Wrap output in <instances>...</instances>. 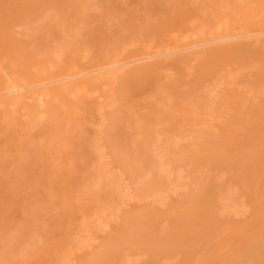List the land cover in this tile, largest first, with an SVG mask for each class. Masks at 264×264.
Listing matches in <instances>:
<instances>
[{"label":"rangeland","instance_id":"374dc122","mask_svg":"<svg viewBox=\"0 0 264 264\" xmlns=\"http://www.w3.org/2000/svg\"><path fill=\"white\" fill-rule=\"evenodd\" d=\"M25 1L27 2L26 4H29V6H32L31 7L32 9L30 8V10H31L30 17L28 18V20L26 22L25 21H10V23H8V24L6 23V25L4 24L3 26L5 27L8 35L5 34V37L0 39V44L1 45H9L12 48L10 56L13 58L18 57V59L20 60L21 66L23 68H25L26 70H32V67L33 68L36 67V70L35 69L32 70L36 75L35 76L36 79H40V78L43 79V76L46 77L45 71L46 72L49 71V72H51L50 74L53 75L54 71L57 68V65H59V64H61L60 66H63V67L74 65L72 68L75 67L76 71L77 70L86 71V70H84L85 68H88L87 58L84 57V53L86 51L87 52L85 53V56L88 55L91 58H93V57L96 58V55H101L100 52L103 55V54L112 53L114 51L113 49H118L119 51H117V52H119V53L126 52L130 55H134V54L136 55V54L141 53L139 55L140 57H142L143 55L145 57H149L153 53L154 54L167 53L168 55L166 57L168 58V60H166L165 62H169V60L176 59V58H182L183 61L178 65H174V66L167 65L166 67L162 68V70L160 69V70L156 71V73L149 75L146 79L143 80L141 89H139L137 92H135L136 95L133 94L134 97L137 96L136 99L131 104L132 106L129 104L132 108L135 109L132 112L133 115H131L130 118L128 119V121H126L128 123L125 122L122 127L118 128L119 130H117V132H116V134L118 135L116 137L117 140L115 138L118 145L120 144L121 147L123 146L122 149H124V151H125V152H123V154L124 155L131 154L134 158V161L132 164L133 169H134V173H132V175L129 174L123 167H121V165L118 164L120 159L118 157L115 158L113 156L112 148L107 145V140L109 141V139H111L107 133V130H108L107 127H108V124L110 121L109 118H110L111 114H113L114 109L116 107H119L120 106L119 104L122 102L120 97L114 91H112L110 85H108L109 87L106 85L105 87L100 88L101 90H99V88H97L99 90V92L97 89L95 90V92L97 91L98 93L91 92V93H94V95H90L91 97L88 96L87 103H86V104L90 103V104H88V106H90V107H85L86 104L83 108L75 106L74 111L76 113L74 112V115H72V117H70L68 119L65 118V115L62 111L58 110V111L53 113L54 117H52V118H51L50 114H47V116L43 115L44 119H42L43 116L39 117V118L38 117L36 118L34 116L28 117L25 119L28 121L27 125L23 124L24 118L21 120H18L20 124L15 119L12 120L11 124H13V125L9 126V133L12 132L13 135H15V139H16L15 145L14 146L10 145V142H9L6 134H3L0 136V138H1L0 139V161H1L0 163L5 164V166H6L4 169L5 176L6 175L10 176L11 174H7V173L12 171L14 169V166L21 165L26 160V158L29 157V154H28V151L26 149V145L24 144V142L26 140H30L29 138H31V139H34V141L31 140L32 143L35 142L37 145L40 144L39 145L40 150H38L40 152V154L37 153V156L33 159L34 162L36 160L38 161V162L36 161L37 163H35V165H34L35 171L37 174L38 184L36 186L37 191H35V193H33V194H36L34 197H32V188H28V190L26 189L27 190L26 193L28 192L30 195L27 194L26 197H23L25 199H23L21 197V199H23V200L20 199L18 204L16 205L18 207H16V209H15L16 212H14L16 214H13V219H12V225H14L13 229L18 227L19 225H26L28 227V229L26 231L22 232V233H24L23 235H22V233H20L18 237H17V235H18L17 232H15V231L9 232V237L13 236L12 241L9 240V241H11L10 244L12 246L10 244H8L7 241H5V240H2L0 242V245H1L0 246V251H1L0 252V260H1L0 264H7V263L8 264H19V263H21V264H49V263L50 264H56L58 261L57 260L58 258H56L55 256H58V255H59L58 256L59 257L58 263L62 262L61 264H94V263L95 264H161V263L162 264H180L184 261H191L190 264H192V263H194L193 261H195V260L198 261L200 256L198 255L199 257L196 256V259H194L195 256H192L190 254L191 248L188 246L180 245L176 249H172V250L164 249L161 246L159 247V245L162 243V240H164V239H162V237H163L165 230L169 229L168 226H170L172 224L174 225V223H175V227L177 225H179L180 221L178 218L176 219V217H178L176 215V210L178 208V202L181 200V197L183 196V194H185V193L189 192L191 189L195 188V185L193 188V184H195L197 177H198V174H199V173L198 174L197 173L191 174L187 170H184L185 167L182 164H180L179 161H176L175 158H177V157L179 158V157H181V156H183L189 152V151H186L187 146L189 145V141L185 137L186 136L185 134L188 135V133L190 131L194 132V130H196L198 128L197 126H194V124L198 125V126H200V125L204 126L205 125V128L209 125L210 131L219 132V134H221V135H239V134L249 135L253 139L254 142H257V143L261 142L263 144V148H264V131L259 128V127L262 128L263 124H264V122H263L264 121V108H263L264 107V89H263L264 87L262 86V85H264V84H262L264 82V69H263L264 68V51H262V49H261L262 47L257 48V49L255 47V48L250 49V51L238 50V51L233 52L234 53L233 56H227L226 55L224 57L225 54L223 56L221 54L219 58L212 59V60L206 59L202 56L204 51H215V50L219 49V46H223L227 43H234V42H238V41H242V40H247L248 37L257 38L259 35L264 34V24H263L264 19L262 20V18H264V17H262L264 15V0H239V1L236 0L237 2H235V0H186L185 2L183 0H33V2H32V0H25ZM3 2L5 4L7 2V0H4ZM9 2H12V1L8 0V3ZM167 3H168V5H167ZM246 3L249 5V9L247 8L248 10H246V7H247ZM123 4H125V5H123ZM235 4H236V6H235ZM136 6H137V8H135ZM250 6L255 11L258 10V12H255L254 10H252L250 8ZM189 8H190V10H189ZM144 10H145V12H143ZM249 10L254 11L253 15H252V12ZM188 11H190V12L188 13ZM259 11H261V12H259ZM236 12H238V13H236ZM134 13H136V14H134ZM244 13H245V16H244ZM247 13H249V14H247ZM258 13H260V14H258ZM119 15H121V16H119ZM122 15H123V17H122ZM141 16H142V19H141ZM145 16L148 18H146ZM237 17H238L237 21L238 22L240 21L239 23L241 25L243 24L242 26L245 25L243 29L246 32L243 31L242 29H241L242 31L239 29V27L242 28V26L239 23H238L239 26L235 25V23L237 21H234V20ZM126 18H128L127 22L123 21V20H126ZM224 18H227L228 21H226V19H224ZM246 18L249 20H247ZM147 19H150V20H147ZM155 19H156V21H154ZM189 19L190 20L193 19L194 22H193V20L190 21ZM218 19H219V22L221 24L217 22ZM120 20H122L123 22ZM174 20H175V22H174ZM223 20H224V22H223ZM260 20H262V21H260ZM233 21H234V23H233ZM162 22H163V24H161ZM260 22H261V24H260ZM225 23H227V24H225ZM257 23L261 26L259 27ZM145 24H146V26H145ZM175 24L178 26H176ZM201 24H202V27H201ZM216 24L217 25L220 24L219 27ZM105 25L107 26V28ZM143 25H144V30H142V31L147 32L146 34L141 33L142 31L139 30L140 29L139 27H141V26L143 27ZM161 25H162V27H161ZM164 25H165V27H164ZM214 25L216 27H218V28H216L217 31L215 30ZM222 25H223V27H220ZM225 26H227V27H225ZM35 27H37L38 30H37V28L35 30ZM110 28L112 29L113 32L111 31ZM193 28H194V30H193ZM229 28H231V29H229ZM237 28H238V30H237ZM122 30H125V31H122ZM196 30H198V32H199L198 35H197ZM207 30L209 31V33L207 32ZM225 30H227V31H225ZM260 30L263 31V33L260 32ZM187 31H189V33H187V35H186L185 32H187ZM34 32H36V33H34ZM74 32H76V33H74ZM134 32H135V34L133 35L132 33H134ZM170 32L173 34L175 33L174 35H176V37L172 34V36L174 38L173 37L170 38V34H171ZM244 32H245V34H244ZM258 32H259V35L257 36ZM138 33H139L141 38L138 36ZM183 34H185V35H183ZM190 35H191V37H190ZM243 35L244 36L250 35V36H248L247 38H245V37L242 38L241 36H243ZM255 35L257 37H255ZM184 36H186V38H182ZM230 36H232V37H230ZM208 37H210V38H208ZM138 38H139V40H137ZM221 38H222V40H220ZM223 38H225V39H223ZM119 39H120V41H119ZM151 39L152 40L154 39V40L151 41ZM211 40H212V42H211ZM130 41H131V43L133 42L132 45L129 44ZM150 41H151V44H150ZM170 41H172L173 43L171 42V44H170ZM218 41H220V42H218ZM112 42H114V44H112ZM134 42H138V43H136L137 45ZM176 42H178V43H176ZM213 42H216V43H213ZM107 43L108 44L110 43V47H108V49L106 50V46H108ZM148 43L150 44V46L148 45ZM204 43H205V45H204ZM169 44H170V46H169ZM172 44L174 45L173 47L171 46ZM198 44H199V46H198ZM201 44L203 45L202 47H201ZM206 44H207V46H206ZM147 45L149 46V49H148ZM165 45L167 46L166 47L167 51H166V48H164ZM13 46H14V49H13ZM157 46L159 48L158 50L156 48ZM159 46H161V47H159ZM168 46L173 48V50L171 48H169ZM197 46H198V48H197ZM123 47H124V50H122ZM142 47H145L146 50L140 51L142 49ZM189 47H191V48H189ZM252 47H254V46H252ZM162 48L165 51L163 50V52H162ZM178 48L179 49L181 48L182 50H179ZM169 49H171V50H169ZM170 51H172V52H170ZM150 52H152V53H150ZM177 52H179V53H177ZM56 53H58V54H56ZM147 53H148V55H147ZM197 53L199 55L201 54V57ZM78 54H79V56H78ZM194 54H197L198 56L197 55L194 56ZM144 56H143V58H144ZM241 56H243V57H241ZM83 58H84V60H83ZM195 58H196V60H195ZM1 59H3V57ZM160 59L162 60V58H160ZM153 60H155V59L154 58L150 59V60L148 59V60H145L143 62L148 63V62H151ZM206 60H209V61H206ZM190 61H194V62L190 63ZM165 62H163V63H165ZM47 63H48V65H47ZM116 64H118V63H116ZM227 65H228V68L226 67ZM234 65H235V67H233ZM250 65L252 66L253 70L250 69L251 68V67H249ZM51 66L53 69L49 68ZM185 67H186V69H185ZM187 67H188L189 73H188ZM190 67H191V70H190ZM224 67H226V68H224ZM238 68L241 69V71ZM224 69H226L227 71ZM40 70L41 71L43 70L44 72L43 71L41 72ZM171 70H173V71L171 72ZM228 70H230V72L232 71L235 74V76L237 75L235 77L232 74V76L235 77L234 80L231 79L232 76ZM234 70L237 72H235ZM243 70H245V71H243ZM217 71L218 72L220 71V72L218 73ZM7 72H8V68H6L4 70L3 74H5L7 76ZM174 74H176V75H174ZM226 74L227 75L230 74L229 79H227ZM247 74H249V75H247ZM185 76L188 78H185ZM215 76H217L218 79H217V77L215 78ZM180 77H182V78H180ZM195 77H197V78H195ZM201 77H202V79H201ZM211 77H212V79H211ZM219 77H220V79H219ZM52 79H55V78L54 77H52L51 79H48V78L45 79L44 78L42 83H45L47 81L49 82ZM202 80H204V81H202ZM227 80L229 82H227ZM164 81H165V83H164ZM170 81H176L178 85L181 84L180 86H184L183 87L184 89H182L184 91H181L180 86L178 89L172 88ZM155 82L156 83L159 82L157 84V86H156ZM211 82L214 84V86L212 84V87L209 88V86H211ZM230 82H232V83L229 84ZM233 82H234L235 86H234ZM260 82H261V84H260ZM163 83L165 85H163ZM225 83H228V85L226 84L227 86H225ZM56 84L57 83H53V84H50V86H54ZM219 84H221V85H219ZM159 86H160V88H159ZM204 86L207 88H205ZM229 86H230V88H229ZM243 86L245 88H243ZM249 86L250 87L252 86V87L250 88ZM256 86H258L257 90H259V92H260V93L258 92L260 94V96H257V98H256V95H258L257 90H256V95H255V91L251 92L250 95L247 94V91L249 92L250 89L253 88V90H255ZM107 87H108V90H106ZM154 87L156 90L153 89ZM225 87H226V89H225ZM259 87H263L262 90H260ZM163 88H165V89H163ZM246 88H247V90H246ZM104 89H105V91H104ZM109 89H111V90H109ZM162 89L164 91H166V92H164V95L162 93L163 92ZM179 89H180V91H179ZM206 89L207 90L209 89L211 91H209V90L207 91ZM242 89H243V91H242ZM189 90L190 91L194 90L196 92V93L194 91L191 92V94L193 93V97L191 99L189 98L191 102H189L188 98H187V100H186V98H182L183 96H188L187 93L189 94V92H190ZM212 90L214 91V94H213ZM224 90H225V92H223ZM105 92H106V94H105ZM152 92H153L154 98H155V95H160L159 99L162 98L163 101L161 102L162 99L160 101H159V99L157 100L158 96L155 99L150 98L152 96ZM202 92H203V94H202ZM210 92H212V93L210 94ZM158 93H160V94H158ZM95 94H97V95H95ZM191 94H190V97L192 96ZM244 94H245V96H244ZM149 95H151V96H149ZM213 95H214V97L216 96V99H214V97H212ZM246 95H248L249 97H246ZM98 96H99V99L102 98L103 100L101 99L99 102ZM148 96L150 99L148 98ZM170 96L173 98H171ZM195 97H196V99H195ZM219 97L222 99V102H221L222 104H220V106H221V108L223 106L224 109L220 108L221 109V110H219L220 113H218L216 110H214V112H213L212 109H215V107H217V105L215 106V103H217V99ZM108 98L110 100H108ZM165 98H167V100H165ZM170 98L173 100H171ZM209 98L212 100H210ZM206 99H208L209 101L206 102L205 101ZM111 100L113 103L112 102L110 103ZM213 100L215 101V103ZM242 100H245L246 102L242 101ZM135 101L137 104L135 103ZM210 101H213V103H214L213 108L210 106L212 104H209V103H211ZM240 101H242V102H240ZM108 102L111 105H109ZM166 102H168V104ZM243 102H244V106L242 105ZM239 103H241V105H239ZM91 105L94 106V109L96 111L94 109L91 110ZM165 105H167V106H165ZM208 105L210 107H208ZM100 106H101V110H98L97 108L100 109ZM133 106H135V107H133ZM239 106H242V107L246 106L245 108H242V109H246L247 112L244 110H241L240 109L241 107H239ZM108 107H110V108H108ZM131 107H130V109L132 110ZM209 109H211V111ZM89 110H91V111L94 110V111L91 112ZM227 110H228V112L229 111L231 112V113H228L229 115H226ZM191 111H192V113H191ZM215 111H216V113H215ZM90 112H91V114H90ZM93 113H94V115H93ZM243 113L244 114L248 113V114L244 115ZM134 115H135V117H133ZM187 115H189V116H187ZM191 116H193V117H191ZM216 116H217V121H216ZM219 116H220V121H219ZM229 116L232 118L234 117L233 120L235 119V121L238 122L237 124L240 123L239 122L240 119H246L248 121H255L256 125L250 124V125H246L247 127L241 126L239 128L237 126L236 122H234V123L229 122V121L226 122V120L228 118H230ZM92 117H93V119H92ZM186 118L191 119L194 122H192V124H189V126H188V123H191V122L186 121ZM39 119H41V120H39ZM29 120L31 123H29ZM33 120H35V122ZM158 120H159V123H158ZM166 120L168 121V126H167ZM41 121H44L45 124H44V122L41 123ZM52 121L57 125L52 126V128H49L47 125H49V123H51ZM100 121L102 123H100ZM163 121L166 123V126H165V124H163L164 126H161L162 125L161 123H164ZM32 123H34L33 126H32ZM101 124H103V126H99ZM156 124H157V126H156ZM186 124H187L188 128H187ZM223 124L225 126H223ZM22 126H24V127H22ZM30 126H32L31 130L29 129ZM34 126H35V128H34ZM138 126H139V128H138ZM179 126H180V128H179ZM192 126L194 128L191 129L190 127H192ZM219 126L220 127L223 126L222 127L223 129H221ZM234 126H235V128H234ZM13 127H15V129ZM177 127L179 128V130L177 129ZM181 127H182V129H181ZM200 127L198 129L203 128V127H201V128ZM209 127H207V129ZM59 128L61 129V131L68 133L67 138L65 136L61 135ZM28 129H29V131H28ZM72 129H73V131H72ZM57 130H59V131H57ZM70 131L73 133H71ZM184 131H186V132L188 131V132L183 133ZM228 131H230V132H228ZM16 132H17V134H15ZM27 133H29L28 135L30 137L26 136ZM17 135H18V137H17ZM137 135L140 137H138ZM177 135L180 137V139L177 138L178 137ZM158 136H160L159 140H154V139H158ZM37 137H38V139H37ZM183 137H185L186 139ZM40 138H42L41 143H40ZM173 138H174V141L176 143L173 142ZM90 140H92V141H90ZM129 140H130V142H129ZM143 140L145 142H147L146 143L147 147H149L147 149H148V152L150 151L148 154L150 157V161H152V163L155 164V165H153V164L152 165L153 166H156V165L159 166L160 165V167L156 166L157 168L155 167V169H154V167H152L149 164L150 161H148L149 162L148 163L147 159H143L145 157V154H144V156L140 157L141 146L143 148L146 147L145 145L140 144ZM22 141H24V142H22ZM154 141L155 142L157 141L156 144L153 143L155 145L152 144V142H154ZM55 143H58L60 147H59V149H56L55 151H53L51 148H52V146H54ZM70 143H71V145H70ZM88 143H91V145ZM50 145H52V146L50 147ZM151 145L154 148H152ZM95 147L97 148V150L94 149ZM170 147H173V149L175 151L174 155L171 154ZM89 148L92 149L94 155H92L93 154L92 151H91V153L89 152L90 151ZM183 148H184V150H183ZM61 149H63L65 152H67V154L65 155L61 151ZM76 151L79 153L77 154ZM95 151H96V154H95ZM151 151H154V152L152 153ZM159 152H160V154H158ZM177 152H178V154H177ZM105 153L107 155H105ZM103 154H104V156H106L105 158H103ZM76 155H79V158ZM156 155H157V158H156ZM263 155L264 154H262V156H261L260 164L263 161L262 159H264ZM101 156H102V158H101ZM97 157L98 158L100 157L101 159L98 161ZM81 158L84 161H80ZM158 158L160 161L158 160ZM77 159H79V160H77ZM78 161H79V163H78ZM87 163L91 164V166L88 165ZM159 163H162V164H159ZM166 163H167V165H169V164L170 165L166 166ZM263 163H264V161L262 162V164ZM164 165H165V167H167L166 169H164ZM161 167H162V169H161ZM149 168L152 170L149 171L150 173H147ZM158 168H160V169H158ZM180 168H182V169H180ZM80 170H82L83 173ZM64 171L67 173H64ZM181 171L182 172L184 171V172L180 173ZM205 171H206L205 174L207 173L209 175V177L218 178V176L220 177L222 174V176H224V178L220 179V180L227 181V186L228 185L230 186L229 187L231 190L230 192H233V195H234L235 191H232V190L236 186L233 184L232 180L230 179V177H231L230 173L229 172L226 173L225 167L223 165H219V167L215 166V167L208 169V171L207 170H205ZM45 172L48 173L49 176H47V174ZM224 172H225V174H224ZM71 173H73V174H71ZM118 173L120 176L118 175ZM157 173H159V174L157 175ZM161 173L165 174L166 177L168 178V181L165 182V185H159V184L152 183V180H154L153 178H156V177L160 178L161 177L163 179L165 177V175H163L164 177H162V175H160ZM168 173L169 174L171 173V174L169 175ZM79 174H81L82 177ZM83 174L85 175L84 177H83ZM196 174H197V176H196ZM50 175H52V177ZM105 175H107V176L109 175V177L107 178V176H105ZM94 176H95V179H94ZM101 176H103V177L105 176L107 182H101V181H104V179H105ZM143 176L144 177L147 176V177L144 178ZM222 176H221V178H222ZM53 178L57 179V180H55L56 182L53 180ZM83 178H85V181L87 183L84 181ZM86 178H87V180H86ZM99 178L101 179V181L99 180ZM109 178H110V180H112L111 183L118 180V182H115V183H117V185H119V187H117L116 185H113L114 183L111 184V186H116L113 188V191H112L113 194L118 192L117 191L118 188H120L119 192L122 191V193H124L126 191V194H121L122 198H120L121 197L120 194H115L114 197L110 196V197H112L111 199H113V198L115 199V198H117V195H118V198L120 200L122 199L121 203L118 202V205L115 206V208H117L118 210L117 209L115 210L114 207H111L110 209H108L110 207V204H111L108 201V199H109L108 197H106L107 198L106 202L109 203V205L105 204L106 202L104 199L105 198L104 194H106L108 196V195H110V192H111V191L108 192L109 194L107 193V190L109 191L108 184H105V183L110 182V181L108 182ZM113 178H116L117 180H115ZM140 178H143V179H140ZM176 178L179 181L175 180ZM137 179H138V183H140V181H141V184L136 183ZM187 179H189V180H187ZM46 180L49 183L51 180H53L54 182L52 185L55 187V189L52 187L54 193L51 194L52 197L50 198L49 203H46V202L49 201V197L51 195H47V194H49L47 192L50 191L51 188L50 189H48V188H49V186L51 187L52 185H48L47 184L48 182H46ZM121 180H125V181H121ZM166 180L167 179H165V181ZM228 181H230L231 183H229ZM94 182L98 183V185H96L97 190H95L96 189L95 187H92V189H89V187L92 186V184H95ZM176 182H177V185L179 187L181 186L180 188L177 187ZM42 183H43V185H42ZM102 183H103V188L101 187ZM134 183H136V184H134ZM104 184H105V187H104ZM170 184H172L171 187L173 186L172 189L175 188L174 190H171V188L169 187ZM185 184H186V186H184ZM82 185L85 186L86 189L84 187H82ZM88 185H90V186H88ZM111 186H109V187H111ZM43 187H46V188H43ZM123 187H125V188H123ZM42 188L45 189V191ZM83 188H84V190H87V192L89 190H93L92 192L94 193V195L100 194L99 195L100 197L96 195L95 196L96 198L97 197L102 198L103 197L102 194H103L104 197L102 199H104V200L102 201L101 199H95L94 195L91 194L90 196L93 195V197H94L91 199V201H93V199H94V201L91 202L89 200L90 198L88 197V195L90 193L89 192H88L89 194L87 192L85 193ZM229 188H228V190H229ZM46 189H48L47 192H46ZM110 189H112V187ZM167 189L169 191H167ZM236 189H237V192H239L237 187H236ZM114 190H115V193H114ZM127 190L130 193H128ZM42 191H44L47 194H42L43 193ZM81 191H83V192L81 193ZM157 191H158V194L156 193ZM174 191H176V192H174ZM260 191H259L258 195L261 196V193L264 195V191L263 190H260ZM164 192H166V193H164ZM127 193L129 195L130 194L131 195L128 196ZM151 193H153V194H151ZM85 194H87L88 198L86 197ZM145 194H147V196ZM239 194L240 193L236 194V196L238 197L241 195V194L240 195ZM124 195H127L125 197L126 200L123 199ZM222 195H225V192H224V194H222L221 191L220 192L218 191V193H217V191L212 192L211 193V199L212 200L210 203V204L214 203L212 209H216L217 211H219V209L222 208V210H220L222 213L225 212V214H230L226 218V224L222 223V225H220L221 223H219V225H220L219 230L221 229V231L217 232V234L219 236L216 233L213 234L215 227H214V230L211 231V229H213V226H215V223H213L214 225L212 224L211 228L209 227L210 231H211L209 233L210 235L206 233V236H205L203 234V230H205V228L208 227L207 224L203 223V221H206V219H207V215H205L206 213L203 210H200L199 212H197V215H195L191 220V222L194 225V228H196V234L202 232V234L204 235V244L206 245V247L203 246L204 247L203 250H205L203 253H205V254H204V256L202 255V258L200 257L201 261H198L201 264H209V263L210 264H213V263L214 264H230V263L235 264L236 261L239 264H241V262L245 259V256H244L245 253L243 254V251H245V249L243 248V245L240 244L241 242L239 240L240 234H239L238 228H240V226H241V228L246 226V223L248 222L249 217H250V209L248 207L249 210H246V212H244L245 208L247 209V201L244 197L242 199L240 196V198L242 200L241 201L236 196L230 195V196H227L228 197V200L226 199L227 201H220V199L223 200V198H225ZM77 196L78 197L81 196V198H80L81 201H79L80 204H78L77 199L79 200V198ZM149 196H150V198H148ZM218 196H219V199L217 198ZM220 196L222 198H220ZM30 197H32V198L29 199ZM141 197H143V198H141ZM151 197H153V198H151ZM84 198H85V200H84L85 202H83ZM118 198L115 199L116 200L115 203H117V201L119 200ZM229 198H231L232 201L234 200V203L231 201L233 204L231 202H229L230 201ZM111 199H110V201H111ZM154 199H155L156 203L154 202ZM51 201H53V205L55 203V207H57V208H55L52 205ZM112 201L114 203V200H112ZM89 202H91L92 204H89ZM122 202H126V204H124ZM243 202L245 203L244 208H243ZM127 203H128V205H127ZM157 203H159V204H157ZM241 203H242V206H239ZM234 204H237V206L235 205L236 211L239 210V207H242L240 209V211H238L241 214L240 213L236 214L235 210H234L235 208L233 209L234 211L232 210V208L234 207ZM28 205H30V206H28ZM99 206L102 208V211H104V209L106 210L105 215L102 211H99V209L101 210V208ZM227 206L228 207L231 206V208L230 207L227 208L228 210L225 209V207H227ZM29 207H31V208H29ZM20 208H22L24 211V212H21V213H23V216L21 214H19L20 210H21ZM32 208L33 209L35 208V209L32 210ZM54 209L56 210V212ZM112 209H114V210L110 211ZM242 209H243V211H242ZM50 210L52 212L54 211V213L51 212L52 214H50ZM146 210H151V214H153L151 218H153V221H155L156 226L154 227L153 230H149L148 228H145L143 231H141L139 236L136 234L137 235L136 237L138 239H141L138 241V244H137V242L135 240L131 239L132 233L130 232V230L134 229L135 224L133 222H136L137 220L138 221L143 220V219H141V217H142L143 212ZM158 210H159V212H158ZM79 211H80V213H79ZM171 211H172L173 215L168 216L166 213L171 212ZM60 212H61V214H60ZM156 213H158V214L160 213V216ZM202 213H204V215ZM38 214H39V216H38ZM85 214H86V217L88 216V219H86ZM107 214H109V215H107ZM234 214H235V216H233ZM92 215H93V217H92ZM126 215L132 216V218L130 220H128L127 222H125V219H124ZM155 215H156V217H154ZM116 216H117V218H116ZM105 217H106V219H105ZM204 217H206V218H204ZM24 218L25 219L27 218V220H24ZM31 219H33V220H31ZM101 219H102V222H101ZM107 219H108V221H107ZM150 219H144V220L147 221ZM36 220H38V222L44 220L47 222L48 226H46V224L44 226L43 223H42L43 225L41 223L39 225V223L37 224ZM50 220H52L53 222L52 221L50 222ZM76 220L78 222L77 225H76ZM105 220H106L107 225H105ZM33 222L37 224V225L35 224V227H33L34 226ZM108 222H109V224H108ZM27 223H28V225H27ZM80 223H82V224H80ZM228 223H229V225L232 224L231 226L233 228H231V226H227ZM243 223H245V224L243 225ZM52 224H53V226H52ZM80 225H82V226H80ZM160 225H162V227ZM205 225H206V227H205ZM224 225L226 226V230L223 228ZM50 226H51V228H49V230H48L47 228ZM56 226H58V227H56ZM103 226H105V227H103ZM36 227H38V228L36 229ZM40 227H42V229H40ZM45 227L48 231L45 229ZM162 228H164V229H162ZM230 228H231V230H230ZM33 229H34V231H33ZM50 229H52V230H50ZM99 229H100V231H98ZM41 230H43V231L41 232ZM161 230H163V232ZM28 231H29V235L32 234L30 232H33V233H36L35 231L38 232V234L37 233L36 234L38 235L37 237L41 238L40 239L41 242L37 238V240L40 242L39 243L40 245L37 244L38 242L35 241V238L33 237V236H36V234H32V236L30 235L29 238L32 237L31 238L32 240L30 241V239H29V242H27L28 238H26V237H28L29 235H25V233L28 234ZM159 231H160V233H159ZM228 231L230 232V234H228L229 233ZM39 232H41L42 235L44 234V232H45V234H48V235L44 234L45 236L43 235L44 236L43 237L41 235V233H39ZM235 232H237V233L235 234ZM86 234H87V236H86ZM232 234H233V237L235 235L237 236V238H236V236L234 238L238 239V241L236 240V242H235V240L232 239L233 238ZM183 235H184V237H182V239H184L183 241L187 240V233H184ZM213 235H214V237H213ZM209 236H210V238H209ZM205 238L207 239V241H206V242H208L207 244L205 242V240H206ZM230 238H231L232 242L230 241ZM17 239H18V241H17ZM33 239H34V242H37L36 244L33 242ZM45 239L50 240V242L49 241L45 242L44 241ZM13 240H14V242H13ZM24 240L26 242L25 245H24V243H25ZM202 240H203V238H202ZM227 240L229 241V244H230V242L232 244H230V245L227 244L228 243ZM84 241L87 245H85ZM30 242H32L34 244H31ZM47 242H49V243H47ZM41 243H43L44 246L41 245ZM92 243H94V244H92ZM233 243L235 244V246L233 245ZM261 243H263V244H261ZM68 244H71V246ZM260 244L263 246H261ZM32 245L35 247H33ZM37 246H38V248H37ZM103 246L108 247L109 253H110L109 256L105 257L104 260L93 257L92 253H94L97 250H100ZM215 246L219 250H217L215 248ZM218 246H220V247H218ZM232 246H234V248ZM17 247L18 248L23 247L24 251H27V253H25L23 250H21V252L18 253V251H20V248L18 250ZM29 247H32L30 249H32L34 253L36 252V251H34V249L35 250L38 249L37 250L38 252H36L35 254H32V251L30 249H28ZM263 247H264V241H258L257 240L254 244V247L252 248V253L255 255L257 253L256 256L261 255V253L263 254L264 253ZM241 248H243V249H241ZM262 249H263V251H262ZM211 250H213V251L211 252ZM230 250H232V251H230ZM239 250L240 251L243 250V251L239 252ZM22 251H23V253L26 254V255L24 254L25 257L24 258L21 257L20 258L21 261L17 260L18 257L15 254H17V255L21 254ZM222 251H223V253H221ZM259 251H260V253H259ZM50 252H52L53 254ZM209 252L211 255H210V257H207V256H209V254H208ZM232 252H233V254H232ZM9 253H12V257L10 256L11 254H9ZM212 253H213V255H212ZM215 253H217V255H215ZM240 253L243 255V258H242V255ZM51 254L54 256H51ZM176 254H178L179 256H177ZM231 254L233 256H231ZM47 255L49 257H47ZM14 257L17 259L14 260L13 259ZM125 257H126V259H125ZM204 257H206V259ZM2 258H3V260H2ZM54 258L57 261H55ZM175 258H176V261L174 260ZM222 258H223V260H222ZM232 260H234V261L236 260L235 263ZM53 261H54V263H52ZM127 261H130V263ZM238 263H236V264H238ZM195 264H198V263L195 262ZM258 264H264V263L258 262Z\"/></svg>","mask_w":264,"mask_h":264},{"label":"bare ground","instance_id":"6f19581e","mask_svg":"<svg viewBox=\"0 0 264 264\" xmlns=\"http://www.w3.org/2000/svg\"><path fill=\"white\" fill-rule=\"evenodd\" d=\"M4 0H0V39H2L3 37H5V34L6 35H8V33L6 32V29H5V27L3 26L4 24L6 25V23L8 24V23H10V21H27L28 20V18L30 17V15H31V10H30V8L32 7V6H29V4H26L27 2L25 1V0H11L12 2H9L8 3V0H7V2L4 4V2H3ZM10 1V0H9ZM184 2L186 1V0H183ZM237 1H239V0H237ZM236 0H235V2H237ZM32 2H33V0H32ZM234 2V3H235ZM247 2V1H246ZM142 3V2H141ZM148 3V2H147ZM189 3V2H188ZM251 3V2H250ZM9 4V5H8ZM11 4V5H10ZM31 4V3H30ZM120 4V3H119ZM190 4V3H189ZM245 4V3H244ZM252 4V3H251ZM32 5V4H31ZM123 5H125V4H123ZM167 5H168V3H167ZM238 5V4H237ZM246 5H247V7H246V10H248L249 9V5L246 3ZM139 6V5H138ZM183 6V5H182ZM190 6V5H189ZM235 6H236V4H235ZM252 6V5H251ZM251 6H250V8H251ZM40 7V6H39ZM173 7V6H172ZM238 7V6H237ZM135 8H137V6L135 7ZM239 8V7H238ZM248 8V9H247ZM32 9V8H31ZM226 9V8H225ZM231 9V8H230ZM252 9V8H251ZM136 10V9H135ZM161 10V9H160ZM189 10H190V8H189ZM245 10V9H244ZM243 10V11H244ZM245 10V11H246ZM252 10H254V9H252ZM263 10V9H262ZM137 11V10H136ZM135 11V12H136ZM141 11V10H140ZM157 11V10H156ZM187 11V10H186ZM238 11V10H237ZM242 11V12H243ZM249 11H251V10H249ZM255 11V10H254ZM254 11H251L252 12V15H253V12ZM143 12H145V10L143 11ZM159 12V11H158ZM190 11H188V13H189ZM255 12H258V10H256ZM259 12H261V11H259ZM131 13V12H130ZM236 13H238V12H236ZM134 14H136V13H134ZM133 14V15H134ZM164 14V13H163ZM171 14V13H170ZM242 14V13H241ZM247 14H249V13H247ZM255 14V13H254ZM258 14H260V13H258ZM166 15V14H165ZM212 15V14H211ZM251 15V16H252ZM257 15V14H256ZM119 16H121V15H119ZM125 16V15H124ZM238 16V15H237ZM240 16V15H239ZM244 16H245V13H244ZM259 16V15H258ZM122 17H123V15H122ZM144 17V16H143ZM146 17V16H145ZM212 17V16H211ZM227 17V16H226ZM262 17H264V15L262 16ZM120 18V17H119ZM136 18V17H135ZM146 18H148V17H146ZM145 18V19H146ZM243 18V17H242ZM245 18V17H244ZM249 18V17H248ZM256 18V17H255ZM258 18V17H257ZM124 19V18H123ZM122 19V20H123ZM127 19L128 18H126V20H123V21H125V22H127ZM134 19V18H133ZM138 19V18H137ZM136 19V20H137ZM140 19V18H139ZM141 19H142V16H141ZM213 19V18H212ZM224 19H226V21H228L227 20V18H224ZM237 19H238V17L234 20V21H237ZM247 19V18H246ZM264 18H262V20H263ZM122 20H120V21H122ZM147 20H150V19H147ZM177 20V19H176ZM190 20V19H189ZM191 20H193V19H191ZM190 20V21H191ZM222 20V19H221ZM241 20V19H240ZM247 20H249V19H247ZM262 20H260V21H262ZM77 21V20H76ZM122 21V22H123ZM153 21V20H152ZM154 21H156V19L154 20ZM163 21V20H162ZM225 21V22H226ZM231 21V20H230ZM234 21H233V23H234ZM264 21V20H263ZM146 22V21H145ZM174 22H175V20H174ZM193 22H194V20H193ZM218 23H220L219 22V19H218V21H217ZM223 22H224V20H223ZM240 22V21H239ZM238 21L235 23V25L236 26H239L238 25V23H239ZM242 22V21H241ZM248 22V21H247ZM246 22V23H247ZM217 23V24H218ZM228 23V22H227ZM227 23H225V24H227ZM232 23V22H231ZM243 23V22H242ZM263 23V22H262ZM36 24V23H35ZM82 24V23H81ZM161 24H163V22L161 23ZM177 24V23H176ZM175 24V25H176ZM191 24V23H190ZM216 24V25H217ZM221 24V23H220ZM219 24V25H220ZM240 24V23H239ZM258 24V23H257ZM260 24H261V22H260ZM264 24V23H263ZM138 25V24H137ZM219 25H217L218 27H219ZM224 25V24H223ZM223 25L222 26H220V27H223ZM232 25V24H231ZM230 25V26H231ZM241 25V24H240ZM243 25V24H242ZM241 25V26H242ZM106 26V25H105ZM120 26V25H119ZM145 26H146V24H145ZM176 26H178V25H176ZM193 26V25H192ZM207 26V25H206ZM235 26V27H236ZM245 26V25H244ZM244 26H242V28H240L239 27V29L241 30H243V31H245L243 28H244ZM258 26L260 27L261 25H259L258 24ZM111 27V26H110ZM125 27V26H124ZM161 27H162V25H161ZM164 27H165V25H164ZM198 27V26H197ZM201 27H202V24H201ZM214 27H215V30H216V28H218V27H216L215 25H214ZM213 27V28H214ZM225 27H227V26H225ZM36 28L37 27H35V30H36ZM78 28V27H77ZM106 28H107V26H106ZM112 28V27H111ZM110 28V29H111ZM123 28V27H122ZM140 28V29H139ZM138 29L140 30V31H142V30H144V25H143V27L141 26V27H139ZM142 28V29H141ZM43 29V28H42ZM133 29V28H132ZM180 29V28H179ZM206 29V28H205ZM212 29V28H211ZM225 29V28H224ZM223 29V30H224ZM229 29H231V28H229ZM235 29V28H234ZM233 29V30H234ZM37 30H38V28H37ZM44 30V29H43ZM79 30V29H78ZM193 30H194V28H193ZM203 30V29H202ZM210 30V29H209ZM236 30V29H235ZM237 30H238V28H237ZM241 30V31H242ZM11 31V30H10ZM42 31V30H41ZM82 31V30H81ZM80 31V32H81ZM111 31H112V29H111ZM122 31H125V30H122ZM197 31V35L199 34V32H198V30H196ZM211 31V30H210ZM217 31V30H216ZM225 31H227V30H225ZM108 32V31H107ZM113 32V31H112ZM130 32V31H129ZM139 32V31H138ZM159 32V31H158ZM207 32L209 33V31L207 30ZM246 32V31H245ZM245 32H244V34H245ZM252 32V31H251ZM260 32H262L263 33V31H261L260 30ZM33 33V32H32ZM34 33H36V32H34ZM74 33H76V32H74ZM73 33V34H74ZM128 33V32H127ZM131 33V32H130ZM137 33V32H136ZM140 33V32H139ZM139 33H138V36L140 37V35H139ZM141 33H144V34H146L147 32H144V31H142ZM171 33V32H170ZM186 33V35H187V33H189V31H187V32H185ZM78 34V33H77ZM133 35L135 34V32L134 33H132ZM172 34L173 33H171L170 34V38L171 37H173L172 36ZM175 34V33H174ZM173 34V35H174ZM193 34V33H192ZM191 34V35H192ZM243 34V33H242ZM257 34V33H256ZM105 35V34H104ZM114 35V34H113ZM183 35H185V34H183ZM191 35H190V37H191ZM201 35V34H200ZM208 35V34H207ZM237 35V34H236ZM240 35V34H239ZM254 35V34H253ZM259 35V32H258V34H257V36ZM79 36V35H78ZM142 36V35H141ZM169 36V35H168ZM167 36V37H168ZM175 37H176V35H174ZM194 36V35H193ZM209 36V35H208ZM248 36H250V35H243V36H241L242 38L243 37H245V38H247ZM256 35H255V37H257ZM260 36V37H259ZM257 38H252V37H248L247 38V40H242V41H238V42H234V43H227V44H225V45H223V46H219V49H217V50H215V51H204V53H203V57L204 58H206V59H209V60H212V59H217V58H219L220 57V55L222 54V56L224 55V57L227 55V56H233V52H235V51H238V50H241V51H250V49H252V48H255L256 47V49L257 48H260V47H262L261 49H262V51H264V34H262V35H259ZM107 37V36H106ZM230 37H232V36H230ZM237 37V36H236ZM129 38V37H128ZM136 38V37H135ZM141 38V37H140ZM174 38V37H173ZM182 38H186V36H184V37H182ZM208 38H210V37H208ZM207 38V39H208ZM238 38V37H237ZM240 38V37H239ZM109 39V38H108ZM112 39V38H111ZM132 39V38H131ZM176 39V38H175ZM218 39V38H217ZM223 39H225V38H223ZM230 39V38H229ZM236 39V38H235ZM130 40V39H129ZM137 40H139V38L137 39ZM150 40V39H149ZM154 40V39H153ZM152 39H151V41H153ZM168 40V39H167ZM166 40V41H167ZM183 40V39H182ZM185 40V39H184ZM220 40H222V38L220 39ZM117 41V40H116ZM119 41H120V39H119ZM133 41V40H132ZM151 41H150V44H151ZM173 41V40H172ZM172 41H170V44H171V42ZM210 41V40H209ZM215 41V40H214ZM179 42V41H178ZM178 42H176V43H178ZM208 42V41H207ZM211 42H212V40H211ZM218 42H220V41H218ZM82 43V42H81ZM135 44L136 43H138V42H134ZM173 43V42H172ZM202 43V42H201ZM210 43V42H209ZM213 43H216V42H213ZM212 43V44H213ZM108 44V43H107ZM112 44H114V42H112ZM129 44H133V42L131 43V41H130V43ZM141 44V43H140ZM150 44L148 43V45L150 46ZM170 44H169V46H170ZM256 44V45H255ZM137 45V44H136ZM135 45V46H136ZM147 45V46H148ZM204 45H205V43H204ZM209 45V44H208ZM76 46V45H75ZM117 46V45H116ZM146 46V47H147ZM149 46H148V49H149ZM168 46V47H169ZM172 47L174 46L173 44L171 45ZM196 46V45H195ZM198 46H199V44H198ZM198 46H197V48H198ZM203 45L201 44V47H202ZM206 46H207V44H206ZM252 46H254V47H252ZM81 47V46H80ZM108 47H110V43L108 44V46H106V50L108 49ZM122 47V46H121ZM159 47H161V46H159ZM167 46L165 45V47L164 48H166ZM193 47V46H192ZM141 48V47H140ZM157 48V50L159 49L158 48V46L156 47ZM155 48V49H156ZM169 48H171V47H169ZM189 48H191V47H189ZM195 48V47H194ZM13 49H14V46H13ZM60 49V48H59ZM154 49V50H155ZM172 50H173V48H171ZM171 49H169V50H171ZM179 49V48H178ZM11 50H12V48L9 46V45H1L0 44V136L1 135H3V134H6V136H7V138H8V140H9V142H10V145H15V141H16V139H15V135H13V133L12 132H10L9 133V126L10 125H13V124H11V122H12V120L13 119H15L16 121H18V120H21V119H23V124L24 125H27V120H25L26 118H28V117H42L43 115L45 116H47V114H50L51 115V118L52 117H54V112H56V111H62L63 113H64V115H65V118H70V117H72V115H74V110H75V106H78V107H81V108H83L84 106H85V104L87 103V98H88V96L89 97H91L90 95H94V93H98L99 92V90H101L100 88H102V87H105L106 85L108 86V85H110V87H111V89H112V91H114L119 97H120V99L122 100V102L119 104L120 106L119 107H116L115 109H114V111H113V114H111V116H110V121H109V124H108V130H107V133H108V136L111 138V139H109V141L107 140V145L108 146H110L111 148H112V154H113V156L116 158V157H118L119 159H120V161H119V165H121V167H123L129 174H131L132 175V173H134V169H133V166H132V164H133V161H134V158H133V156L131 155V154H129V155H124L123 154V152H125L124 151V149H122V147L120 146V144L118 145V143H117V134H116V132H117V130H119L118 128H120V127H122L123 125H124V123L126 122V121H128V119L130 118V116L131 115H133V110H135L134 108H132L131 106V104L133 103V101L136 99V97H134V95L133 94H135V92H137L139 89H141V87H142V82H143V80L144 79H146L149 75H151V74H154V73H156V71H158V70H162V68H164V67H166L167 65H169V66H174V65H178V64H180L182 61H183V59L182 58H176V59H172V60H169V62H165L166 60H168V58L166 57L168 54L167 53H160V54H151L149 57H145L144 55V58H143V56L142 57H140L139 55L141 54V53H139V54H134V55H130V54H128V53H126V52H121V53H119V52H117V51H119L118 49H113L114 51L112 52V53H108V54H103L102 55V53L100 52V54L101 55H96V58L95 57H93V58H91L90 56H88V55H86L85 56V53L87 52H85L84 53V57H86L87 58V65H88V68H85L84 70H86V71H83V70H75V67L74 68H72L74 65H71V66H67V67H63V66H60L61 64H59V65H57V68H56V70L54 71V74L52 75V74H50L51 72H46L45 71V73H46V77L48 78V79H51L52 77H54L55 79H52V80H50L49 82L47 81V82H45V83H42V81L44 80V78L45 79H47L45 76H43V79L42 78H40V79H36L35 78V73L32 71L33 69H35L36 70V67L35 68H33L32 67V70H26L25 68H23L22 66H21V64H20V60L18 59V57L17 58H13V57H11L10 55H11ZM122 50H124V47H123V49ZM145 51L146 50V48L145 47H142V49L140 50V51ZM163 48H162V52H163ZM175 50V49H174ZM179 50H182L181 48L179 49ZM165 51V50H164ZM166 51H167V48H166ZM177 51V50H176ZM58 52V51H57ZM155 52V51H154ZM170 52H172V51H170ZM46 53V52H45ZM150 53H152V52H150ZM156 53V52H155ZM169 53V52H168ZM174 53V52H173ZM177 53H179V52H177ZM56 54H58V53H56ZM198 54V53H197ZM197 54H194V56L195 55H197ZM81 55V54H80ZM147 55H148V53H147ZM190 55V54H189ZM199 55V54H198ZM197 55V56H198ZM76 56V55H75ZM78 56H79V54H78ZM88 56V57H87ZM193 56V57H194ZM196 56V57H197ZM200 57H201V54L199 55ZM3 57V59H1ZM58 57V56H57ZM241 57H243V56H241ZM56 58V57H55ZM155 59V60H153V61H151V62H148V63H146V62H143V61H145V60H150V59ZM160 58H162V60L160 59ZM56 60V59H55ZM83 60H84V58H83ZM186 60V59H185ZM195 60H196V58H195ZM194 60V61H195ZM209 60H206V61H209ZM194 61H190V63H193ZM163 62H165V63H163ZM116 63H118V64H116ZM163 63V64H162ZM189 63V64H190ZM253 63V62H252ZM47 65H48V63H47ZM56 65V64H55ZM254 65V64H253ZM256 65V64H255ZM246 66V65H245ZM48 67V66H47ZM227 68H228V65L226 66ZM226 67H224V68H226ZM233 67H235V65L233 66ZM249 67H251L250 69H252L253 70V68H252V66L250 65ZM255 67V66H254ZM6 68H8V72H7V76L5 75V74H3V72H4V70L6 69ZM49 68H52V66L51 67H49ZM53 69V68H52ZM74 69V70H73ZM185 69H186V67H185ZM239 69V68H238ZM237 69V70H238ZM246 69V68H245ZM264 69V68H263ZM44 70V69H43ZM42 70V71H43ZM164 70V69H163ZM187 70H188V67H187ZM190 70H191V67H190ZM224 70H226V69H224ZM240 71H241V69H239ZM238 70V71H239ZM41 71V70H40ZM41 71V72H42ZM173 70H171V72H172ZM227 71V70H226ZM229 72H230V70H228ZM235 71V70H234ZM243 71H245V70H243ZM249 71V70H248ZM44 72V71H43ZM191 72V71H190ZM218 72V71H217ZM220 72V71H219ZM218 72V73H219ZM232 72V71H231ZM230 72V74H231V76H232V74L235 76V74L232 72L231 73ZM235 72H237V71H235ZM188 73H189V70H188ZM227 73V72H226ZM179 74V73H178ZM217 74V73H216ZM230 74H226V76H227V79H229V76H230ZM237 74V73H236ZM172 75V74H171ZM174 75H176V74H174ZM188 75V74H187ZM218 75V74H217ZM239 75V74H238ZM247 75H249V74H247ZM214 76V75H213ZM212 76V77H213ZM237 76V75H236ZM235 76V77H236ZM212 77H211V79H212ZM217 76H215V78H216ZM235 77H233L232 76V78L231 79H235ZM180 78H182V77H180ZM185 78H188V77H186L185 76ZM184 78V79H185ZM195 78H197V77H195ZM153 79V78H152ZM151 79V80H152ZM163 79V78H162ZM165 79V78H164ZM201 79H202V77H201ZM217 79H218V77H217ZM219 79H220V77H219ZM244 79V78H243ZM157 81V80H156ZM160 81V80H159ZM202 81H204V80H202ZM206 82V81H205ZM214 82V81H213ZM227 82H229L228 80H227ZM235 82V81H234ZM234 82H233V84H234ZM53 83H57L56 85H54V86H50V84H53ZM153 83V82H152ZM156 83V82H155ZM159 83V82H158ZM158 83H156V86H157V84ZM164 83H165V81H164ZM163 83V85H165ZM232 82H230L229 84H231ZM170 84H171V86H172V88H179V86L181 85H178L177 84V82L176 81H170ZM212 82H211V86H209V88H211L212 87ZM228 85V83H225V86H227ZM260 84H261V82H260ZM262 84H264V82L262 83ZM154 85V84H153ZM206 85V84H205ZM219 85H221V84H219ZM213 86H214V84H213ZM217 86V85H216ZM234 86H235V84H234ZM245 86V85H244ZM243 86V88H245ZM263 87H264V85H262ZM109 87V86H108ZM108 87L106 88V90H108ZM163 87V86H162ZM181 87V91H184V90H182V89H184L183 87L184 86H180ZM205 87V86H204ZM203 87V88H204ZM220 87V86H219ZM250 87V86H249ZM248 87V88H249ZM252 87V86H251ZM250 87V88H251ZM257 87L258 86H256V88H255V90H253V88L252 89H250L249 90V92L247 91V94H251V92H254L255 91V95H256V90H257ZM263 87H259V89L260 90H262V88ZM97 88H99V90L97 89ZM159 88H160V86H159ZM202 88V87H201ZM205 88H207V87H205ZM229 88H230V86H229ZM237 88V87H236ZM98 90V92L96 91L95 92V90ZM111 89H109V90H111ZM154 90H156L155 89V87L153 88ZM163 89H165V88H163ZM162 89V90H163ZM222 89V88H221ZM225 89H226V87H225ZM228 89V88H227ZM264 89V88H263ZM207 90V89H206ZM205 90V91H206ZM209 90V89H208ZM207 90V91H208ZM246 90H247V88H246ZM253 90V91H252ZM104 91H105V89H104ZM179 91H180V89H179ZM190 91V90H189ZM192 91H194V90H192ZM192 91H190L189 92V94L187 93V95L188 96H183L182 98H186V100H187V98L189 99H191L192 97H193V93L191 94V92ZM202 91V90H201ZM209 91H211V90H209ZM213 91V90H212ZM242 91H243V89H242ZM245 91V90H244ZM91 92H94V93H91ZM107 92V91H106ZM106 92H105V94H106ZM154 92V91H153ZM153 92H152V96L151 95H149V96H151L150 98H153V99H155V98H157V96H158V98H157V100L160 98V95H155V98L153 97ZM157 92V91H156ZM164 92H166V91H164L163 90V95H164ZM195 92V91H194ZM199 92V91H198ZM204 92V91H203ZM203 92H202V94H203ZM223 92H225V90L223 91ZM240 92V91H239ZM259 92V90H257V94L258 95H256V98H257V96H260V92ZM161 93V94H162ZM196 93V92H195ZM207 93V92H206ZM212 92H210V94H211ZM230 93V92H229ZM245 93V92H244ZM150 94V93H149ZM158 94H160V93H158ZM167 94V93H166ZM190 94L192 95L191 97H190ZM213 94H214V91H213ZM216 94V93H215ZM263 94V93H262ZM95 95H97V94H95ZM136 95V94H135ZM162 95V96H163ZM169 95V94H168ZM186 95V94H185ZM208 95V94H207ZM104 96V95H103ZM102 96V97H103ZM106 96V95H105ZM149 96H148V98H149ZM244 96H245V94H244ZM142 97V96H141ZM146 97V96H145ZM144 97V98H145ZM168 97V96H167ZM171 97V96H170ZM198 97V96H197ZM209 97V96H208ZM212 97H214V95L212 96ZM246 97H249L248 95H246ZM105 98V97H104ZM149 98V99H150ZM171 98H173V97H171ZM170 98V99H171ZM252 98V97H251ZM98 99H99V96H98ZM102 99V98H101ZM101 99H99V102H100V100ZM162 99V98H161ZM161 99H159V101L161 100ZM190 99H189V102H191L190 101ZM195 99H196V97H195ZM210 99V98H209ZM214 99H216V96L214 97ZM240 99V98H239ZM103 100V99H102ZM107 100V99H106ZM108 100H110L109 98H108ZM147 100V99H146ZM165 100H167V98H165ZM169 100V99H168ZM171 100H173V99H171ZM170 100V101H171ZM210 100H212V99H210ZM163 101V99L161 100V102ZM169 101V102H170ZM206 102L207 101H209L208 99H206L205 100ZM214 101V100H213ZM213 101H210L211 103H209V104H212V105H210L212 108L214 107L213 105H214V103H215V101H214V103H213ZM242 101H245V100H242ZM242 101H240V102H242ZM105 102V101H104ZM112 102V100L110 101V103ZM188 102V101H187ZM222 102V99L219 97L218 99H217V103H215V106L217 105V107H215V109H212V111L214 112V110H216L218 113H220L219 112V110H221V109H224L223 108V106H222V108H221V106H220V104H222L221 103ZM246 102V101H245ZM109 103V102H108ZM109 103V105H111ZM113 103V102H112ZM135 103H136V101H135ZM159 103V102H158ZM167 104H168V102H166ZM165 103V104H166ZM194 103V102H193ZM259 103V102H258ZM88 104H90V103H88ZM88 104H86V106L85 107H90V106H88ZM131 106H130V105ZM137 104V103H136ZM226 104V103H225ZM101 105V104H100ZM239 105H241V103H239ZM243 106H244V102H243V104H242ZM98 106V105H97ZM108 106V105H107ZM118 106V105H117ZM164 106V105H163ZM165 106H167V105H165ZM195 106V105H194ZM209 105H208V107H210ZM93 107V108H92ZM96 107V106H95ZM130 107L132 108V110L130 109ZM133 107H135V106H133ZM137 107V106H136ZM226 107V106H225ZM239 107H241L240 109L241 110H244V111H246V109H242V108H245V107H242V106H239ZM108 108H110V107H108ZM221 108V109H220ZM264 108V107H263ZM92 109H94V106L93 105H91V110ZM98 110H101V106H100V109L99 108H97ZM103 109V108H102ZM139 109V108H138ZM137 109V110H138ZM226 109V108H225ZM91 110H89V111H91ZM95 110V109H94ZM93 110V111H94ZM143 110V109H142ZM206 110V109H205ZM210 111H211V109H209ZM208 110V111H209ZM229 110V109H228ZM228 110H227V114L226 115H229L228 113H231L230 111L228 112ZM93 111H91V112H93ZM96 111V110H95ZM209 111V112H210ZM216 111H215V113H216ZM240 111V110H239ZM91 112H90V114H91ZM98 112V111H97ZM135 112V111H134ZM243 112V111H242ZM247 112V111H246ZM76 113V112H75ZM87 113V112H86ZM99 113V112H98ZM191 113H192V111H191ZM217 113V114H218ZM89 114V115H90ZM244 114V113H243ZM248 114V113H247ZM247 114H244V115H247ZM77 115V114H76ZM93 115H94V113H93ZM243 115V116H244ZM44 116H43V118L42 119H44ZM187 116H189V115H187ZM218 116V115H217ZM217 116H216V121H217ZM84 117V116H83ZM133 117H135V115L133 116ZM191 117H193V116H191ZM230 117V116H229ZM91 118V117H90ZM234 118V117H233ZM233 118L232 117H230V118H228L227 120H226V122L227 121H229V122H236V124L238 123L237 121H235V119L233 120ZM92 119H93V117H92ZM143 119V118H142ZM193 119V118H192ZM39 120H41V119H39ZM176 120V119H175ZM215 120V119H214ZM242 120V121H241ZM34 122H35V120H33ZM103 121V120H102ZM105 121V120H104ZM142 121V120H141ZM167 121V120H166ZM186 121H189V122H191V123H188V126H189V124H192V122H194V121H192L191 119H187L186 118ZM219 121H220V116H219ZM15 122V121H14ZM13 122V123H14ZM44 121H41V123H43ZM83 122V121H82ZM139 122V121H138ZM164 122V121H163ZM225 122V121H224ZM240 123L239 124H237V126L240 128L241 126H245V127H247L246 125H250V124H253V125H256V122L255 121H248V120H246V119H240V121H239ZM264 122V121H263ZM18 123H19V121H18ZM29 123H31L30 122V120H29ZM39 123V122H38ZM40 123V124H41ZM89 123V122H88ZM100 123H102L101 121H100ZM104 123V122H103ZM126 123H128V122H126ZM158 123H159V120H158ZM180 123V122H179ZM20 124V123H19ZM22 124V125H23ZM44 124H45V122H44ZM90 124V123H89ZM92 124V123H91ZM95 124V123H94ZM134 124V123H133ZM138 124V123H137ZM162 125L161 126H164L163 124H165V126H166V123L164 122V123H161ZM205 124V123H204ZM225 124V123H224ZM223 124V126H225ZM15 125V124H14ZM34 125V123H32V126ZM55 125H57V124H55L53 121L51 122V123H49V125H47L49 128H52V126H55ZM179 125V124H178ZM32 126H30V130L32 129L31 127ZM95 126V125H94ZM99 126H103V124H101V125H99ZM130 126V125H129ZM156 126H157V124H156ZM160 126V127H161ZM167 126H168V121H167ZM186 126H187V124H186ZM188 126H187V128H188ZM194 126H197L198 128L201 126H198V125H195L194 124ZM207 126V125H206ZM222 126V127H223ZM12 127V126H11ZM22 127H24V126H22ZM67 127V126H66ZM127 127V126H126ZM134 127V126H133ZM196 127V128H197ZM201 127H203L202 129H196V130H194V132L193 131H190L189 133H188V135L187 134H185L186 136V138L188 139V141H189V145L187 146V150L186 151H189L187 154H185V155H183V156H181V157H177V158H175V160L176 161H179L180 162V164H182L184 167H185V169L184 170H187L189 173H191V174H195V173H199L198 174V177H197V180H196V182H195V184H193V188H194V185H195V188L194 189H191L189 192H187V193H185V194H183V196L181 197V200L178 202V208H177V210H176V215L178 216V217H176V219L178 218L179 219V221H180V223H179V225H177L176 227H175V223H174V225L172 224V225H170V226H168L169 227V229H166L165 230V232H164V234H163V237H162V239H164V240H162V243L159 245V247L161 246L162 248H164V249H169V250H172V249H176L177 247H179L180 245H185V246H188V247H190L191 248V251H190V254L192 255V256H195L194 257V259H196V256H200L201 258H202V255L204 256V254L205 253H203L205 250H203V248L204 247H206V245L204 244V235L206 236V233L207 234H209L211 231H213L214 230V227H215V232L213 231V234H217V232H219V231H221V229L219 230V227H220V225H222V223L223 224H226V218L230 215V214H225V212L224 213H222L220 210H222V208H220L219 209V211H217L216 209H212L213 208V205H214V203L213 204H210L211 203V193L212 192H216L217 191V193H218V191L220 192H222V194H224V192H225V195H222L223 197H225V198H223V200H221L220 199V201H227L228 200V197L227 196H230V195H232V196H236V194H238V193H240L239 195L241 196V198L243 199V197L246 199V201H247V209L245 208V211L244 212H246V210H249L250 209V217H249V220H248V222L246 223V226L245 227H243V228H241V226H240V228H238L239 229V236H240V238H239V240H240V244H242L243 245V248L245 249V251H243V250H241V251H243V254H244V256H245V259L241 262V264H258V262L259 263H264V253L262 254L261 253V255H259V256H256L257 255V253H256V255L255 254H253L252 253V248L254 247V244H255V242L258 240V241H264V195L261 193V196H259L258 195V193H259V191L260 190H263L264 191V163L262 164V162L264 161V159H262L263 161L261 162V164H260V160H261V156H262V154H264V148H263V144L261 143V142H254L253 141V139L249 136V135H246V134H239V135H221V134H219V132H212V131H210L209 129H210V127H209V125L207 126V127H209L208 129H207V127L205 128V125L204 126H201ZM200 127V128H201ZM220 127V126H219ZM222 127H220L221 129H223ZM257 127V126H256ZM14 129H15V127H13ZM34 128H35V126H34ZM48 128V129H49ZM93 128V127H92ZM138 128H139V126H138ZM179 128H180V126H179ZM179 128L177 127V129L179 130ZM184 128V127H183ZM186 128V129H187ZM191 129L192 128H194L193 126L192 127H190ZM213 128V127H212ZM219 128V129H220ZM234 128H235V126H234ZM237 128V127H236ZM261 130H263L264 131V124H263V127L261 128V127H259ZM25 129V128H24ZM29 129H28V131H29ZM37 129V128H36ZM181 129H182V127H181ZM238 129V128H237ZM243 129V128H242ZM59 130H60V132H61V135H63V136H65L66 138H67V136H68V133L66 132H63V131H61V129L59 128ZM59 130H57V131H59ZM67 130V129H66ZM65 130V131H66ZM260 130V131H261ZM16 131V130H15ZM25 131V130H24ZM56 131V132H57ZM72 131H73V129H72ZM182 131V130H181ZM214 131V130H213ZM227 131V130H226ZM236 131V130H235ZM71 132V131H70ZM177 132V131H176ZM180 132V131H179ZM178 132V133H179ZM188 132V131H187ZM186 131H184L183 133H187ZM228 132H230V131H228ZM25 133V132H24ZM71 133H73V132H71ZM232 133V132H231ZM15 134H17V132L15 133ZM29 133H27L26 134V136H29L28 135ZM102 134V133H101ZM156 134V133H155ZM229 134V133H228ZM236 134V133H235ZM238 134V133H237ZM262 134V133H261ZM91 136V135H90ZM138 136V135H137ZM136 136V137H137ZM178 136V135H177ZM184 136V135H183ZM17 137H18V135H17ZM30 137V136H29ZM132 137V136H131ZM135 137V138H136ZM138 137H140V136H138ZM159 137L160 136H158V139H154V140H159ZM185 137H183V138H185ZM115 138H116V140H115ZM133 138V137H132ZM157 138V137H156ZM178 139H180V137L178 136L177 137ZM185 138V139H186ZM1 139V138H0ZM19 139V138H18ZM30 140H24V141H22V142H24V144L26 145V149H27V151H28V154H29V157L28 158H26V160L21 164V165H17V166H14V169L12 170V171H10L9 173H7V174H11L10 176H5V172H4V169H5V164H2V163H0V242L2 241V240H5V241H7V243L8 244H10L11 243V241H12V237L13 236H11V237H9V232H17L18 233V235H17V237L19 236V234L20 233H22V232H24V231H26L27 229H28V227L26 226V225H19L18 227H16L15 229H13L14 228V225H12V219H13V214H16V213H14V212H16L15 211V209H16V207H18V206H16L17 204H18V202H19V200L21 199V197L23 198V197H26L27 196V194H29L28 192L26 193V191L28 190V188H32V197H34L36 194H33V193H35V191H37V189H36V186H37V184H38V181H37V174H36V171H35V167H34V165H35V163H37L36 161L34 162V158L37 156V153H39L40 154V152L38 151V150H40V148H39V145L40 144H36L35 142L34 143H32L31 142V140H33L34 141V139H31V138H29ZM37 139H38V137H37ZM71 139V138H70ZM96 139V138H95ZM133 140V139H132ZM153 140V139H152ZM3 141V140H2ZM1 141V142H2ZM71 141V140H70ZM90 141H92V140H90ZM187 141V142H188ZM21 142V141H20ZM42 142V138H40V143ZM51 142V141H50ZM74 142V141H73ZM129 142H130V140H129ZM173 142H175L174 141V138H173ZM39 143V142H38ZM147 142H145L144 140L140 143L141 145L143 144V145H145L146 147L145 148H143L141 145V155H140V157L141 156H144V154H145V157L143 158V159H147V162L148 161H150V157H149V152H148V149L147 148H149V147H147V144H146ZM153 143H157V141L155 142H152V144ZM176 143V142H175ZM88 144H90L91 145V143H88ZM155 144H153V145H155ZM70 145H71V143H70ZM163 145V144H162ZM175 145V144H174ZM52 145H50V147H51ZM97 146V145H96ZM49 147V148H50ZM59 144L58 143H55L54 144V146H52V150L53 151H55L56 149H59ZM89 147V146H88ZM91 147V146H90ZM151 147H152V145H151ZM182 147V146H181ZM180 147V148H181ZM152 148H154V147H152ZM175 148V147H174ZM94 149H96L97 150V148L95 147ZM49 150V149H48ZM89 152L91 153V151H92V149H90L89 148ZM164 150V149H163ZM183 150H184V148H183ZM61 151L66 155L67 154V152H65L63 149H61ZM156 151V150H155ZM179 151V150H178ZM77 152V151H76ZM152 153L154 152V151H151ZM170 152H171V154H173L174 155V153H175V151H174V149H173V147H170ZM180 152V151H179ZM185 152V151H184ZM183 152V153H184ZM79 152H77V154H78ZM92 153H93V151H92ZM181 153V152H180ZM27 154V153H26ZM95 154H96V151H95ZM98 154V153H97ZM158 154H160V152L158 153ZM177 154H178V152H177ZM91 155V154H90ZM92 155H94V153L92 154ZM105 155H107L106 153H105ZM154 155V154H153ZM27 156V155H26ZM76 156H78V158H79V155H76ZM64 157V156H63ZM106 156H104V154H103V158H105ZM154 157V156H153ZM98 158V157H97ZM101 158H102V156H101ZM100 157L97 159L98 161L101 159ZM156 158H157V155H156ZM163 158V157H162ZM263 158H264V155H263ZM25 159V158H24ZM51 159V158H50ZM82 159V158H81ZM80 159V161H84L83 159L81 160ZM77 160H79V159H77ZM157 160V159H156ZM158 160H159V158H158ZM157 160V161H158ZM52 161V160H51ZM160 161V160H159ZM1 162V161H0ZM96 162V161H95ZM54 163V162H53ZM63 163V162H62ZM78 163H79V161H78ZM86 163V162H85ZM149 163V162H148ZM88 164V163H87ZM152 167H154V169H155V167L157 166H153V165H155V164H153L152 163V161H150V163H149ZM153 164V165H152ZM159 164H162V163H159ZM88 165H90L91 166V164H88ZM170 165V164H169ZM169 165H167V163H166V166H169ZM219 165H223L224 167H225V170H226V173L227 172H229L230 173V175H231V177H230V179L232 180V182H233V184L238 188V190H239V192H237V189H236V187H234V189L232 190V191H235V193H234V195H233V192H230L231 190H230V186L228 185L227 186V181H224V180H220V179H223L224 178V176H222V174H221V176H222V178H221V176L219 177L218 176V178H216V177H209V175L206 173L205 174V170H207L208 171V169H210V168H212V167H215V166H217V167H219ZM10 166V165H9ZM51 166V165H50ZM89 166V167H90ZM112 166V165H111ZM110 166V167H111ZM162 166V165H161ZM182 166V167H183ZM157 167H160V165L159 166H157ZM156 167V168H157ZM50 168V167H49ZM55 168V167H54ZM82 168V167H81ZM167 167H165V165H164V169H166ZM51 169V168H50ZM97 169V168H96ZM116 169V168H115ZM158 169H160V168H158ZM161 169H162V167H161ZM180 169H182V168H180ZM103 170V169H102ZM150 170H152V169H148V171H147V173H150L149 171ZM80 171H82V170H80ZM79 171V172H80ZM110 171V170H109ZM118 171V170H117ZM162 171V170H161ZM186 171V172H187ZM38 172V171H37ZM170 172V171H169ZM184 172V171H183ZM182 171L180 172V173H183ZM185 172V173H186ZM187 172V173H188ZM46 173V172H45ZM55 173V172H54ZM64 173H67V172H65L64 171ZM82 173H83V171H82ZM160 173V172H159ZM159 173H157V175L159 174ZM223 173V172H222ZM47 174V176H49L48 175V173H46ZM63 174V173H62ZM71 174H73V173H71ZM145 174V173H144ZM169 174V173H168ZM171 174V173H170ZM169 174V175H170ZM197 174H196V176H197ZM219 174V175H220ZM224 174H225V172H224ZM223 174V175H224ZM80 176H81V174H79ZM90 175V174H89ZM96 175V174H95ZM118 175H119V173H118ZM134 175V174H133ZM160 175H162V177H164L163 175H165V174H160ZM176 175V174H175ZM179 175V174H178ZM46 176V177H47ZM51 177H52V175H50ZM85 175L83 174V177H84ZM97 176V175H96ZM105 176H107V175H105ZM103 177V176H101V177H103V178H105L104 179V181H101V179L99 178V180L101 181V182H107L106 181V177ZM120 176V175H119ZM149 176V175H148ZM177 176V175H176ZM72 177V176H71ZM82 177V176H81ZM109 177V175L107 176V178ZM135 177V176H134ZM144 177V176H143ZM145 177H147V176H145ZM144 177V178H145ZM165 177H166V175H165ZM153 178L154 180H152V183H155V184H159V185H165V182H167L168 181V178L166 177V178ZM169 177V176H168ZM179 177V176H178ZM68 178V177H67ZM91 178V177H90ZM111 178V177H110ZM110 178L108 179V182L109 183H105V184H108V189H109V191L107 190V193L108 192H110V195H106V194H104L105 195V202H106V200H107V198L106 197H108L109 199H108V201L111 203L110 204V207L108 208V209H110L111 207H114V209L116 210L117 208H115V206L116 205H118V202H120L121 203V200L118 198V195H117V198L120 200H118L117 201V203H115L116 202V200L115 199H117V198H113V199H111L112 197H114V195L115 194H120V198H122V195L121 194H126V191L124 192V193H122V191H120L119 192V189L120 188H116L117 189V193H115V190H114V193L115 194H113V188L114 187H119V185H117V183H115V182H118V180L116 179V178H113V179H115V180H117V181H115V182H113V183H111L112 182V180H110ZM170 178V177H169ZM185 178V177H184ZM228 178V177H227ZM48 179V178H47ZM84 179V181H85V178H83ZM94 179H95V176H94ZM98 179V178H97ZM140 179H143V178H140ZM165 179H167L166 181H165ZM229 179V180H230ZM53 180L55 181V180H57V179H54L53 178ZM53 180H51L50 181V183L46 180V182H48L47 184L48 185H52L53 184ZM86 180H87V178H86ZM120 180V179H119ZM136 180V179H135ZM134 180V181H135ZM175 180H177V181H179L177 178L175 179ZM187 180H189V179H187ZM227 180V179H226ZM99 181V182H100ZM114 181V180H113ZM121 181H125V180H121ZM193 181V180H192ZM56 182V181H55ZM68 182V181H67ZM86 182V181H85ZM98 182V181H97ZM194 182V181H193ZM229 183H231L230 181H228ZM69 183V182H68ZM87 183V182H86ZM89 183V182H88ZM95 184H92V186H90V185H88V186H90L89 187V189H92V187H95L96 188V185H98V183H96V182H94ZM136 183L137 184H141V181H140V183H138V179H137V181H136ZM136 183H134V184H136ZM46 184V183H45ZM67 184V183H66ZM91 184V183H90ZM105 184H104V187H105ZM110 184V185H109ZM111 184H113V185H116V186H111ZM181 184V183H180ZM41 185V184H40ZM42 185H43V183H42ZM94 185V186H93ZM126 185V184H125ZM171 185L172 184H170V188H171V190H174L175 188H173L172 189V187H171ZM176 185H177V182H176ZM69 186V185H68ZM109 186H111L112 187V189H110L111 187H109ZM184 186H186V184L184 185ZM41 187V186H40ZM52 187L55 189V187L52 185L51 187L49 186V188L48 189H50V191L49 192H47V190L48 189H46V192L47 193H49V194H47V193H45L44 191H45V189H43V188H46V187H43L42 189L44 190V191H42L43 193L42 194H47V195H51L52 193H54L53 192V189H52ZM82 187H84L85 188V186H83L82 185ZM102 188H103V183H102V186H101ZM100 187V188H101ZM175 187V186H174ZM177 187H179L178 185H177ZM181 187V186H180ZM179 187V188H180ZM188 187V186H187ZM79 188V187H78ZM84 188H83V190H84ZM94 188V189H95ZM123 188H125V187H123ZM185 188V187H184ZM228 188H229V190H228ZM27 189V190H26ZM71 189V188H70ZM69 189V190H70ZM86 189V188H85ZM169 189V188H168ZM167 189V191H169ZM182 189V188H181ZM236 189V190H235ZM68 190V191H69ZM73 190V189H72ZM95 190H97V188L95 189ZM94 190V191H95ZM104 190V189H103ZM52 191V192H51ZM85 191V193L87 192V190H84ZM91 191V192H90ZM93 190H89L88 192L90 193H88L89 195H88V197L90 198L89 200L91 201V199L92 198H94L96 195L97 196H99L98 194H96V195H94V193L92 192ZM40 192V191H39ZM56 192V191H55ZM83 191H81V193H82ZM127 192H128V190H127ZM171 192V191H170ZM174 192H176V191H174ZM237 192V193H236ZM261 192V191H260ZM79 193V192H78ZM105 193V192H104ZM128 193H130V192H128ZM127 193V194H128ZM157 194H158V191L156 192ZM164 193H166V192H164ZM91 194H93L94 195V197H93V195L92 196H90ZM109 194V193H108ZM151 194H153V193H151ZM175 194V193H174ZM30 195V194H29ZM80 195V194H79ZM86 195V197H87V194H85ZM104 195L102 194V196L104 197ZM131 195V194H130ZM129 194H128V196H130ZM146 196H147V194H145ZM177 195V194H176ZM188 195V196H187ZM42 196V195H41ZM46 196V195H45ZM101 196V197H102ZM110 196H112V197H110ZM127 195H124V197H123V199L124 200H126L125 199V197H126ZM144 196V195H143ZM145 196V197H146ZM240 196H236L237 198H239L240 200H241V198H240ZM32 197H30L29 199H31ZM44 197V196H43ZM42 197V198H43ZM52 197V195L49 197V201L48 202H46V203H49L50 202V198ZM78 197V196H77ZM87 197V198H88ZM100 197V196H99ZM99 197H95V199H101L102 201L104 200V199H102V198H99ZM235 197V198H236ZM45 198V197H44ZM43 198V199H44ZM48 198V197H47ZM55 198V197H54ZM79 198V200L77 199V201H78V204H80L79 203V201H81L80 200V198H81V196H79L78 197ZM129 198V197H128ZM141 198H143V197H141ZM147 198V197H146ZM148 198H150V196L148 197ZM151 198H153V197H151ZM165 198V197H164ZM218 199H219V196L217 197ZM220 198H222L221 196H220ZM234 198V199H235ZM23 199H25V198H23ZM23 199H21V200H23ZM28 199V200H29ZM110 199H111V201H110ZM157 199V198H156ZM227 199V200H226ZM48 200V199H47ZM52 200V199H51ZM54 200V199H53ZM85 200V198L83 199V202H85L84 201ZM88 200V199H87ZM112 200H114V203H113V201ZM163 200V199H162ZM177 200V199H176ZM229 202H231L232 200H231V198H229ZM237 200V199H236ZM56 201V200H55ZM58 201V200H57ZM93 201H94V199H93ZM93 201H91V202H93ZM167 201V200H166ZM242 201V200H241ZM24 202V201H23ZM52 202V205H53V201H51ZM82 202V203H83ZM91 202H89V204H92ZM152 202V201H151ZM154 202L156 203V201H155V199H154ZM233 203H234V200L232 201ZM231 202V203H232ZM25 203V202H24ZM43 203V202H42ZM81 203V204H82ZM87 203V202H86ZM85 203V204H86ZM122 203H124V204H126V202H122ZM232 203V204H233ZM20 204V203H19ZM77 204V205H78ZM94 204V203H93ZM105 204H107V205H109V203H105ZM157 204H159V203H157ZM231 204V205H232ZM244 202H243V208H244ZM58 205V204H57ZM106 205V206H107ZM127 205H128V203H127ZM165 205V204H164ZM235 205L237 206V204H234V207L232 208V210L234 209L235 210V213L237 214V213H240V212H238V211H240V209L242 208V207H239V210L238 211H236V207H235ZM25 206V205H24ZM28 206H30V205H28ZM50 206V205H49ZM54 207H55V203H54V205H53ZM52 206V207H53ZM79 206V205H78ZM233 206V205H232ZM239 206H242V203L239 205ZM21 207V206H20ZM51 207V206H50ZM60 207V206H59ZM100 207V206H99ZM98 207V208H99ZM230 208H231V206H229ZM228 206L227 207H225V209H227V208H229ZM248 207H249V209H248ZM29 208H31V207H29ZM55 208H57V207H55ZM101 208V207H100ZM238 208V207H237ZM21 210H20V213L19 214H21L22 216H23V213H21V212H24L23 211V209L22 208H20ZM35 209V208H34ZM33 208H32V210H34ZM41 209V208H40ZM53 209V208H52ZM59 209V208H58ZM96 209V208H95ZM114 209H112V210H110V211H113ZM123 209V208H122ZM55 210V209H54ZM90 210V209H89ZM118 210V209H117ZM160 210V209H159ZM159 210H158V212H159ZM200 210H203L206 214L205 215H207V219H206V221H203V223H205V224H207V228H205V230H203V234H202V232H200V233H198V234H196V228H194V225H193V223L191 222V220H192V218L195 216V215H197V212H199ZM228 210V209H227ZM233 210V211H234ZM75 211V210H74ZM81 211V210H80ZM80 211H79V213H80ZM84 211V210H83ZM99 211H102V208H101V210L99 209ZM106 210L104 209V211H102L103 213H104V215L106 214V212H105ZM242 211H243V209H242ZM241 211V212H242ZM26 212V211H25ZM30 212V211H29ZM52 211L50 210V214H52V213H54V211L51 213ZM55 212H56V210H55ZM115 212V211H114ZM228 212V211H227ZM27 213V212H26ZM34 213V212H33ZM78 213V212H77ZM154 213V212H153ZM162 213V212H161ZM230 213V212H229ZM31 214V213H30ZM49 214V215H50ZM56 214V213H55ZM60 214H61V212H60ZM156 214H158V213H156ZM168 216H171V215H173V213H172V211L171 212H167L166 213ZM203 215H204V213H202ZM201 214V215H202ZM225 214V215H224ZM241 214V213H240ZM90 215V214H89ZM95 215V214H94ZM97 215V214H96ZM107 215H109V214H107ZM115 215V214H114ZM152 215L153 214H151V210H146V211H144L143 212V214H142V217H141V219H143V220H141V221H136V222H133L135 225H134V229L133 230H130V232L132 233V236L134 237H132L131 236V239L132 240H135L136 242H137V244H138V241L139 240H141V239H138L136 236L138 235H140V233H141V231H143L145 228H148L149 230H153L154 229V227L156 226V223H155V221H153V218H151L152 217ZM159 216H160V213L158 214ZM28 216V215H27ZM38 216H39V214H38ZM55 216V215H54ZM98 216V215H97ZM233 216H235V214L233 215ZM82 217V216H81ZM85 217H86V214H85ZM84 217V218H85ZM92 217H93V215H92ZM115 217V216H114ZM154 217H156V215L154 216ZM23 218V217H22ZM21 218V219H22ZM34 218V217H33ZM41 218V217H40ZM51 218V217H50ZM98 218V217H97ZM108 218V217H107ZM116 218H117V216H116ZM132 218V216H130V215H126L125 216V222H127L128 220H130ZM151 218V219H150ZM204 218H206V217H204ZM29 219V218H28ZM57 219V218H56ZM86 219H88V216L86 217ZM96 219V218H95ZM105 219H106V217H105ZM144 219H150V220H144ZM203 219V218H202ZM24 220H27V218L25 219L24 218ZM31 220H33V219H31ZM39 220V219H38ZM38 220H36L37 221V224L39 223V225H40V223L42 224H44V226H45V224H46V226H48V224H47V222L46 221H39L38 222ZM41 220V219H40ZM111 220V219H110ZM52 220H50V222H51ZM107 221H108V219H107ZM133 221V220H132ZM131 221V222H132ZM45 222V223H44ZM53 222V221H52ZM85 222V221H84ZM98 222V221H97ZM101 222H102V219H101ZM77 220H76V225H77ZM213 223H215V226H213V229H211V231H210V228H211V226H212V224ZM219 223H221L220 225H219ZM35 224L36 223H34L33 222V227H35ZM36 224V225H37ZM42 224V225H43ZM80 224H82V223H80ZM108 224H109V222H108ZM245 223H243V225H244ZM27 225H28V223H27ZM51 225V224H50ZM79 225V224H78ZM105 225H107L106 224V220H105ZM159 225V224H158ZM214 225V224H213ZM232 225V224H231ZM231 225H229V223H228V225L227 226H231ZM52 226H53V224H52ZM80 226H82V225H80ZM111 226V225H110ZM115 226V225H114ZM161 227H162V225H160ZM225 226V225H224ZM223 226V228L226 230V226L224 227ZM234 226V225H233ZM39 227V226H38ZM38 227H36V229L38 228ZM43 227V226H42ZM42 227H40V229H42ZM55 227V226H54ZM56 227H58V226H56ZM103 227H105V226H103ZM112 227V226H111ZM160 227V228H161ZM167 227V226H166ZM205 227H206V225H205ZM210 227V228H209ZM217 227V228H216ZM44 228V227H43ZM49 228H51V226L50 227H48L47 229L49 230ZM83 228V227H82ZM222 228V227H221ZM231 228H233L232 226H231ZM231 228H230V230H231ZM45 229H46V227H45ZM46 229V230H47ZM55 229V228H54ZM162 229H164V228H162ZM228 229V228H227ZM237 229V230H238ZM47 230V231H48ZM50 230H52V229H50ZM86 230V229H85ZM229 230V231H230ZM33 231H34V229H33ZM39 231V230H38ZM43 230H41V232H42ZM98 231H100V229L98 230ZM156 231V230H155ZM158 231V230H157ZM162 232H163V230H161ZM200 231V230H199ZM198 231V232H199ZM228 231V232H229ZM37 234H38V232L37 231H35ZM41 232H39V233H41ZM161 232V233H162ZM224 232V231H223ZM227 232V231H226ZM231 232V231H230ZM230 232L228 233V234H230ZM238 232V231H237ZM237 232H235V234L237 233ZM30 233H32V234H36V233H33V232H30ZM158 233V232H157ZM159 233H160V231H159ZM184 233H187V240H185V241H183L184 239H182V237H184V235L183 234ZM16 234V233H15ZM24 233H22V235H23ZM32 234H30L31 236H32ZM36 234V236H33L34 238H35V241H37V242H34V239H33V242L36 244H39L40 242H41V238H39V237H37L38 235ZM44 234H45V232H44ZM43 234V235H44ZM137 234V235H136ZM220 234V233H219ZM234 234V233H233ZM233 234H232V237H233ZM25 235H29V231H28V234L27 233H25ZM30 235L28 236V237H26V238H28L27 239V242H29V239H30V241L32 240L31 238H29L30 237ZM41 235H42V233H41ZM42 235V236H43ZM45 235H48V234H45ZM44 235V236H45ZM98 235V234H97ZM210 235V234H209ZM212 235V234H211ZM218 235V234H217ZM226 235V234H225ZM21 236V235H20ZM43 236V237H44ZM82 236V235H81ZM86 236H87V234H86ZM154 236V235H153ZM219 236V235H218ZM227 236V235H226ZM236 236V235H235ZM234 236V237H235ZM16 237V238H17ZM76 237V236H75ZM213 237H214V235H213ZM229 237V236H228ZM227 237V238H228ZM232 238L233 240H235V242H236V240L238 241V239H235V238ZM37 238L39 239V241L37 240ZM71 238V237H70ZM87 238V237H86ZM92 238V237H91ZM90 238V239H91ZM96 238V237H95ZM98 238V237H97ZM202 238H203V240H202ZM208 238V237H207ZM209 238H210V236H209ZM217 238V237H216ZM215 238V239H216ZM236 238H237V236H236ZM61 239V238H60ZM72 239V238H71ZM93 239V238H92ZM91 239V240H92ZM206 239V238H205ZM9 240H11V241H9ZM16 240V239H15ZM56 240V239H55ZM54 240V241H55ZM80 240V239H79ZM90 240V241H91ZM17 241H18V239H17ZM45 242L46 241H49L50 242V240H44ZM43 241V242H44ZM62 241V240H61ZM70 241V240H69ZM68 241V242H69ZM164 241V242H163ZM207 241V239L205 240V242ZM211 241V240H210ZM228 241V240H227ZM230 241H231V238H230ZM13 242H14V240H13ZM24 242H25V240H24ZM49 242H47V243H49ZM60 242V241H59ZM80 242V241H79ZM159 242V241H158ZM183 244H182V243ZM232 242V241H231ZM230 242V244H232ZM234 242V243H235ZM31 244H34V243H32V242H30ZM54 243V242H53ZM84 243H85V241H84ZM208 242H206V244H207ZM233 243V245L235 246V244ZM26 244V242L24 243V245ZM51 244V243H50ZM55 244V243H54ZM92 244H94V243H92ZM219 244V243H218ZM227 244H229V241H228V243ZM229 244V245H230ZM261 244H263V243H261ZM260 244V245H261ZM11 245V244H10ZM40 245V244H39ZM41 245H43L44 246V244L43 243H41ZM68 245H70L71 246V244H68ZM85 245H87L86 243H85ZM84 245V246H85ZM226 245V244H225ZM238 245V244H237ZM241 245V246H242ZM1 246V245H0ZM12 246V245H11ZM18 246V245H17ZM22 246V245H21ZM33 246V245H32ZM69 246V247H70ZM204 246V247H203ZM234 246H232L233 248H234ZM240 246V247H241ZM261 246H263V245H261ZM28 247V246H27ZM33 247H35V246H33ZM218 247H220V246H218ZM14 248V247H13ZM18 248V247H17ZM20 248V247H19ZM19 248H18V250H19ZM25 248V247H24ZM30 248H32V247H29L28 249H30ZM37 248H38V246H37ZM71 248V247H70ZM215 248L217 249V247L215 246ZM236 248V247H235ZM243 248H241V249H243ZM264 248V247H263ZM9 249V248H8ZM34 249V248H33ZM62 249V248H61ZM60 249V250H61ZM130 249V248H129ZM160 249V248H159ZM158 249V250H159ZM222 249V248H221ZM230 249V248H229ZM239 249V248H238ZM13 250V249H12ZM21 250H23L24 251V249H23V247H21L20 248V251H18V253L19 252H21ZM31 251H32V254H35L36 252H38L37 250L38 249H34V251H36L35 253L33 252V250L32 249H30ZM59 250V251H60ZM86 250V249H85ZM209 250V249H208ZM217 250H219V249H217ZM224 250V249H223ZM14 251V250H13ZM23 251H22V253H23ZM213 250H211V252H212ZM216 251V250H215ZM214 251V252H215ZM225 251V250H224ZM230 251H232V250H230ZM238 251V250H237ZM240 250H239V252H241ZM262 251H263V249H262ZM1 252V251H0ZM25 253H27V251H24ZM53 252V251H52ZM52 252H50V253H52ZM207 252V251H206ZM228 252V251H227ZM15 254L17 257H18V259L17 258H13L14 260L15 259H17V260H20L21 261V257L22 258H24L25 257V253H23V254ZM54 253V252H53ZM52 253V254H53ZM58 253V252H57ZM179 253V252H178ZM221 253H223V251L221 252ZM230 253V252H229ZM237 253V252H236ZM235 253V254H236ZM255 253V252H254ZM259 253H260V251H259ZM9 254H11L10 256L12 257V253H9ZM25 254V255H24ZM51 254V256H54V255H52ZM55 254V253H54ZM61 254V253H60ZM109 249H108V247L107 246H103L100 250H97V251H95L94 253H92V255H93V257H96V258H99V259H102V260H104V258L105 257H108L109 256ZM209 254V256H207V257H210V252L208 253ZM232 254H233V252H232ZM231 254V256H233ZM238 254V253H237ZM236 254V255H237ZM241 254V253H240ZM5 255V254H4ZM14 255V254H13ZM56 255V254H55ZM62 255V254H61ZM177 256H179L178 254H176ZM212 255H213V253H212ZM215 255H217V253H215ZM227 255V254H226ZM242 255V254H241ZM20 256V257H19ZM59 256V255H58ZM58 256H55L56 258H58L57 260L59 261V257ZM126 256V255H125ZM138 256V255H137ZM198 256V257H199ZM220 256V255H219ZM218 256V257H219ZM223 256V255H222ZM7 257V256H6ZM47 257H49L48 255H47ZM122 257V256H121ZM143 257V256H142ZM200 257H199V259H198V261H201V259H200ZM212 257V256H211ZM230 257V256H229ZM9 258V257H8ZM53 258V257H52ZM61 258V257H60ZM205 259H206V257H204ZM242 258H243V255H242ZM48 259V258H47ZM121 259V258H120ZM125 259H126V257H125ZM172 259V258H171ZM208 259V258H207ZM214 259V258H213ZM234 259V258H233ZM2 260H3V258H2ZM50 260V259H49ZM48 260V261H49ZM54 260L55 261H57L55 258H54ZM61 260V259H60ZM124 260V259H123ZM122 260V261H123ZM175 261H176V258L174 259ZM173 260V261H174ZM211 260V259H210ZM218 260V259H217ZM222 260H223V258H222ZM239 260V259H238ZM242 260V259H241ZM1 261V260H0ZM58 261H57V263H58ZM121 261V262H122ZM135 261V260H134ZM198 261H193L194 263H192V264H195V262H197L198 264H201V263H199ZM232 261H234V260H232ZM236 261V260H235ZM235 261H234V263H235ZM125 262V261H124ZM127 262H129L130 263V261H127ZM189 262V263H188ZM190 262L191 261H184V262H182V263H180V264H190ZM210 262V261H209ZM3 263V262H2ZM52 263H54V261L52 262ZM56 263V264H57ZM62 263V262H61ZM61 263H58V264H61ZM204 263V262H203ZM218 263V262H217ZM236 263H238L237 261H236ZM235 263V264H236ZM8 264V263H7ZM19 264H21V263H19ZM50 264V263H49ZM95 264V263H94ZM162 264V263H161ZM210 264V263H209ZM214 264V263H213ZM231 264V263H230ZM239 264V263H238Z\"/></svg>","mask_w":264,"mask_h":264}]
</instances>
